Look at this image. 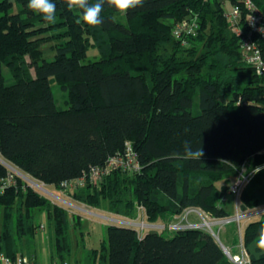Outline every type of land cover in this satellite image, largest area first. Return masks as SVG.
Instances as JSON below:
<instances>
[{
    "label": "trees",
    "instance_id": "1",
    "mask_svg": "<svg viewBox=\"0 0 264 264\" xmlns=\"http://www.w3.org/2000/svg\"><path fill=\"white\" fill-rule=\"evenodd\" d=\"M14 2L17 10L11 12ZM52 2L56 22L46 24L28 9V0H0V177L7 163L58 189L63 180L104 165L128 141L140 169L113 170L97 184L69 190L72 201L125 218L135 217L142 205L151 224H168L189 208L229 217L226 204L241 165L264 164V78L241 58L239 37L220 1L143 0L124 14V22L105 4L96 27L78 23L81 11L70 10L65 0ZM253 2L264 12V0ZM186 17L196 18L198 30L185 45L171 28ZM46 32L50 35L39 37ZM44 39L56 42L50 60L39 49ZM91 46L99 58L83 62ZM260 47L264 50V40ZM49 77L67 91L65 108L56 105ZM185 141L203 148L201 160L182 158ZM261 178L264 167L241 189L242 209L264 204L256 194ZM43 210L53 229L51 259H67L68 209L19 177L0 194V252L34 256L36 214ZM262 225L264 217L251 218L240 233L248 264H264L258 247ZM82 259V264H236L201 227L139 235L117 223L107 225L106 239Z\"/></svg>",
    "mask_w": 264,
    "mask_h": 264
},
{
    "label": "rangeland",
    "instance_id": "2",
    "mask_svg": "<svg viewBox=\"0 0 264 264\" xmlns=\"http://www.w3.org/2000/svg\"><path fill=\"white\" fill-rule=\"evenodd\" d=\"M16 10L17 5L14 2L10 11L13 12ZM115 18L122 22L125 21L124 13L121 12L115 14ZM48 35H50V32L43 33L39 37H47ZM55 43L56 42L54 39H44L39 43V49L41 50V55L43 58L47 60L53 58ZM98 58V50L91 46L87 50L86 57L83 59V62L98 60ZM28 61L31 60L28 58ZM30 70L31 73H33L32 67ZM3 72L8 78L9 73L5 66H3ZM49 80L51 92L56 105L60 108H65L68 99L67 91L63 90L53 77H49ZM31 179L44 187V190H42L39 187L34 186V188L39 193L52 199H55L53 195L61 196L60 191L54 186L44 184L34 178ZM232 179L233 178H231L230 181H232ZM256 189L259 202H264V178H261L258 181V186H256ZM65 199L76 205L73 206L68 203L60 202L68 209L69 219L71 222L69 227L71 249L70 255L67 257V260L70 262L77 260L78 262H81L80 264H82V260L84 261L82 258L84 257L86 251L90 248L97 247L101 239H106L107 225L111 223H117L131 226L135 229L138 228L134 225H130L128 222H125L129 221V218L109 213L103 208H90L85 204H79L72 201L71 198ZM226 206L231 212V215L228 218H215L203 212L199 208H196L195 211L188 213L186 212L187 210H185L182 214L178 215L168 224L159 221L154 223L155 225L150 229H139V233L143 234L148 230H156L158 232H162L164 236H170L174 230L190 227L191 223H193L199 225L204 230L213 233V237L221 242L227 248L229 253L240 255L243 253L244 258L247 259V256L244 253L240 243V233L244 224L249 219L264 217V214L255 215L253 217L244 216L240 217L239 219L235 218V220H231L236 217L237 212L241 213L242 211L246 210L241 208L239 201L233 194L231 195L230 201L226 204ZM107 216L117 220L108 218ZM36 221L38 224L43 226V228H39L35 234L34 250L36 261L38 264H50V257L54 248L52 224L48 220L44 210L36 214ZM204 221H206L207 224H204Z\"/></svg>",
    "mask_w": 264,
    "mask_h": 264
},
{
    "label": "built area",
    "instance_id": "3",
    "mask_svg": "<svg viewBox=\"0 0 264 264\" xmlns=\"http://www.w3.org/2000/svg\"><path fill=\"white\" fill-rule=\"evenodd\" d=\"M223 10V15L232 27L233 31L239 37V48L241 58L250 65L254 72L264 78V50L260 47V42L264 40V12H262L253 2V0H219ZM172 34L175 38L179 39L182 44H188L189 38L194 37L198 30V22L194 17H186L180 20L174 21L172 25ZM8 167V172L5 176L0 177V194L4 193L9 187L17 185V177L25 181L29 186H37L44 190V187L33 181L29 175L19 171L17 168L5 163ZM257 167H264V164L251 167L250 163L246 160L241 165L240 171L237 178L231 185V193L235 195L238 200L239 194L243 186L253 177V169ZM121 170L124 172H135L140 169V163L136 152L133 150L130 142L126 141L121 151L111 155L104 165L90 166L89 169L79 176L63 180L60 182L58 190L60 195H53L57 202H64L73 205L68 200V191L78 189L85 186L86 184H97L99 181L112 172L113 170ZM43 183V182H42ZM70 198V197H69ZM187 213L195 211L196 208L186 209ZM264 214V204L250 210H244L241 213H236L235 218L240 217H253L255 215ZM228 218V217H227ZM117 220V219H115ZM228 220V221H231ZM227 221V222H228ZM128 222L130 225L138 227L136 230L139 233L140 230L150 229L155 224H151L145 221L144 218V207L142 205L137 206L136 216L129 218ZM204 224H207L204 221ZM190 227H200L197 224L191 223ZM39 228H43L40 224ZM139 235H142L139 233ZM241 243V237H240ZM242 246V244H241ZM243 248V247H242ZM244 250V249H243ZM244 253L247 256L246 251ZM227 257L236 264H248L247 259L244 258L243 253L232 254L229 253ZM0 264H36L35 257L26 254H18L16 257L11 258L0 252ZM50 264H73L67 259L59 260L53 258L50 260Z\"/></svg>",
    "mask_w": 264,
    "mask_h": 264
},
{
    "label": "clouds",
    "instance_id": "4",
    "mask_svg": "<svg viewBox=\"0 0 264 264\" xmlns=\"http://www.w3.org/2000/svg\"><path fill=\"white\" fill-rule=\"evenodd\" d=\"M65 3L70 10L78 9L81 11V17L77 20L78 23L83 22L90 27H96L103 22L101 13L105 4L126 14L129 10L142 6L143 0H95V3H89V0H65ZM27 7L34 13L40 14L46 24H54L56 22V5L52 0H28ZM204 154L202 147L193 149L188 141L184 142L183 159L201 160ZM260 171L261 167H257L253 169V174ZM258 247L264 251V225L260 228V244Z\"/></svg>",
    "mask_w": 264,
    "mask_h": 264
},
{
    "label": "water",
    "instance_id": "5",
    "mask_svg": "<svg viewBox=\"0 0 264 264\" xmlns=\"http://www.w3.org/2000/svg\"><path fill=\"white\" fill-rule=\"evenodd\" d=\"M0 161H2V159L0 158ZM3 162V161H2ZM5 163V162H4ZM212 235H213V233H211ZM215 240L218 242V244H219V246L221 247V249H222V251L226 254V255H228V250H227V248L221 243V242H219L216 238H215Z\"/></svg>",
    "mask_w": 264,
    "mask_h": 264
},
{
    "label": "crops",
    "instance_id": "6",
    "mask_svg": "<svg viewBox=\"0 0 264 264\" xmlns=\"http://www.w3.org/2000/svg\"><path fill=\"white\" fill-rule=\"evenodd\" d=\"M68 198H69V197H68ZM69 203H70V202H69ZM72 204H73V203H72ZM73 206H76V205L73 204ZM107 217H108V216H107ZM176 217H177V216H175L174 218H176ZM108 218L115 219V218H112V217H108ZM174 218H173V219H174ZM172 221H173V220H172ZM33 253H34V257H35V262H36V264H38L37 261H36V256H35V250H34V248H33ZM50 260H51V257H50Z\"/></svg>",
    "mask_w": 264,
    "mask_h": 264
}]
</instances>
